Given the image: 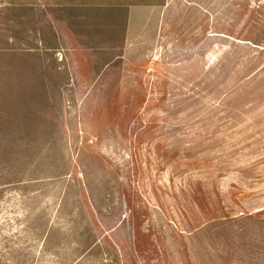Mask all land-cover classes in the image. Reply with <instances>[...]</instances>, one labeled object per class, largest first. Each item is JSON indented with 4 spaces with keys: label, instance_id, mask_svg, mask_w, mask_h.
Wrapping results in <instances>:
<instances>
[{
    "label": "rangeland",
    "instance_id": "rangeland-1",
    "mask_svg": "<svg viewBox=\"0 0 264 264\" xmlns=\"http://www.w3.org/2000/svg\"><path fill=\"white\" fill-rule=\"evenodd\" d=\"M118 1L81 75L0 0V264H264V0Z\"/></svg>",
    "mask_w": 264,
    "mask_h": 264
},
{
    "label": "crops",
    "instance_id": "crops-1",
    "mask_svg": "<svg viewBox=\"0 0 264 264\" xmlns=\"http://www.w3.org/2000/svg\"><path fill=\"white\" fill-rule=\"evenodd\" d=\"M35 2V5L28 6L27 9L23 7V9L26 14L32 15V20H39L40 18L34 16L42 12L43 8L38 5L37 1ZM120 6L118 0H108V2L104 0L100 2H95V0H54L52 24L45 29L46 37L44 39L40 35L37 37L36 44L39 45L41 52L66 54L67 63L63 64L54 56L55 70L57 69L59 72L70 71L74 67L81 70V75H84L94 60L95 47L100 54H107L109 47L117 44L115 37L111 36V30H113L111 23L118 22V14L122 12V9L117 7ZM197 8L199 10V3ZM133 13L128 11L122 20H126L127 23L135 17H139L138 14ZM144 15V13L140 15L142 21H151V16L148 18L147 15ZM43 20L50 21L49 16L44 17ZM153 21L154 19L151 22ZM95 22L99 23L96 27ZM128 41V38H124L121 44L125 46L129 44L130 41ZM107 55L109 56V54ZM123 58V55L116 56L113 61L123 60ZM68 64L70 69L66 67ZM85 80L84 76L79 79L80 83H87Z\"/></svg>",
    "mask_w": 264,
    "mask_h": 264
}]
</instances>
